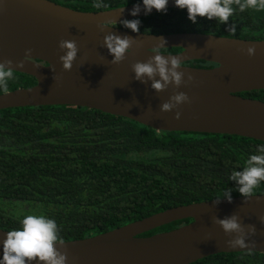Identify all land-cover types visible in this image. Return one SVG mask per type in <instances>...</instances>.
Here are the masks:
<instances>
[{"label":"water","instance_id":"1","mask_svg":"<svg viewBox=\"0 0 264 264\" xmlns=\"http://www.w3.org/2000/svg\"><path fill=\"white\" fill-rule=\"evenodd\" d=\"M192 0L78 11L51 0H0V69L35 79L0 93V110L72 105L160 131L264 142V39L115 26ZM180 48L175 53L159 49ZM191 60L210 67L184 64ZM190 218L176 228L143 233ZM264 253V193L177 205L81 239L44 241L0 228V264H190L216 253Z\"/></svg>","mask_w":264,"mask_h":264},{"label":"trees","instance_id":"2","mask_svg":"<svg viewBox=\"0 0 264 264\" xmlns=\"http://www.w3.org/2000/svg\"><path fill=\"white\" fill-rule=\"evenodd\" d=\"M51 1L99 11L123 0ZM123 22L124 29L146 33L260 40L264 0H192ZM184 64L215 65L204 60ZM34 84L29 75L0 69V93ZM238 94L264 101V89ZM255 193H264V142L257 139L157 132L118 115L72 105L0 110V228L18 235L81 239L173 206ZM190 220H176L142 236ZM190 264H264V253H216Z\"/></svg>","mask_w":264,"mask_h":264},{"label":"flooded vegetation","instance_id":"3","mask_svg":"<svg viewBox=\"0 0 264 264\" xmlns=\"http://www.w3.org/2000/svg\"><path fill=\"white\" fill-rule=\"evenodd\" d=\"M143 1H146V0H123V1L121 2L122 4H120V5L117 4V5H114V6H111V7H107V8H105V9H111V8H115V7H119V6H124V5H130V4L140 3V2H143ZM111 5H112V4H111ZM105 9H103V10H105ZM122 24H124V22H121V23H119V24H115V26L124 29V27H123ZM159 51H160V49H159Z\"/></svg>","mask_w":264,"mask_h":264}]
</instances>
